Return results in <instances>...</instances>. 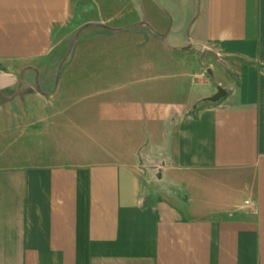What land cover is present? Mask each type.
Here are the masks:
<instances>
[{"label": "crops", "instance_id": "obj_1", "mask_svg": "<svg viewBox=\"0 0 264 264\" xmlns=\"http://www.w3.org/2000/svg\"><path fill=\"white\" fill-rule=\"evenodd\" d=\"M0 264H264V0H0Z\"/></svg>", "mask_w": 264, "mask_h": 264}, {"label": "water", "instance_id": "obj_2", "mask_svg": "<svg viewBox=\"0 0 264 264\" xmlns=\"http://www.w3.org/2000/svg\"><path fill=\"white\" fill-rule=\"evenodd\" d=\"M223 95V90L221 89V87H217V92L214 94V95H212L211 97H209L208 99L210 100V101H216V100H218L221 96Z\"/></svg>", "mask_w": 264, "mask_h": 264}, {"label": "built area", "instance_id": "obj_3", "mask_svg": "<svg viewBox=\"0 0 264 264\" xmlns=\"http://www.w3.org/2000/svg\"><path fill=\"white\" fill-rule=\"evenodd\" d=\"M245 204H249V201L248 200H245Z\"/></svg>", "mask_w": 264, "mask_h": 264}]
</instances>
